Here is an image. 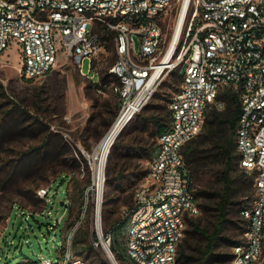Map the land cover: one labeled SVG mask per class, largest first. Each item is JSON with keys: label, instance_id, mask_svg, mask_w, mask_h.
Returning <instances> with one entry per match:
<instances>
[{"label": "built area", "instance_id": "obj_1", "mask_svg": "<svg viewBox=\"0 0 264 264\" xmlns=\"http://www.w3.org/2000/svg\"><path fill=\"white\" fill-rule=\"evenodd\" d=\"M173 5L181 31L164 62L170 43L165 45L159 18ZM106 31L114 33L116 60L109 70L120 79L113 87L123 102L121 112L136 103L134 116L170 72L180 69L183 75L169 100V129L159 137L145 179L125 210L129 264H180L178 246L187 217L199 213L182 148L202 131L212 106L225 108L221 95L228 89L237 92L241 103L235 135L240 166L255 180L254 198L242 211L248 222L245 243L235 246L233 264H264V0H0V56L15 47L21 75L29 79L45 77L62 52L87 75L83 60L105 49ZM91 184L92 243L117 264L112 234L104 231L103 222L98 226L103 195L99 202L94 179ZM38 193L47 204L48 187ZM87 208L58 258L24 257L16 264H92L73 246ZM46 211L52 213L45 205Z\"/></svg>", "mask_w": 264, "mask_h": 264}, {"label": "rangeland", "instance_id": "obj_2", "mask_svg": "<svg viewBox=\"0 0 264 264\" xmlns=\"http://www.w3.org/2000/svg\"><path fill=\"white\" fill-rule=\"evenodd\" d=\"M177 14V6L173 5L159 18V23L163 26L166 46L169 45L175 32ZM137 43L140 46L138 38ZM20 60L15 47L9 48L0 56V110H5L9 106L13 107L15 103H18L30 112L37 111L53 130L63 133L73 151L80 150L85 159L80 169L72 174L69 171L68 181L54 182L55 176L52 175L49 181L42 183L40 188H47L53 183L49 190L47 204L46 199L37 193L42 201L38 204L27 203L23 210L17 205L12 206L9 202L8 197L11 192L0 191V264H16L24 257L30 259L58 258L59 249L72 229L70 224H75L81 218L86 204L88 208L80 230L88 234L87 244L92 245V249L81 254L88 257L92 264H112L103 248H96L92 243L93 195L91 192L88 194V189L92 184H87V178L90 176L93 182L94 159L98 161L94 156L95 150L122 113L120 111L108 128L117 101L113 86L118 83V80L111 81L104 88L98 89L99 86L95 85V82L99 80L96 71L107 67L112 60L115 62V48L114 46L111 49L105 47L93 59L96 64L95 70L92 69L91 58H85L82 71L87 75L82 74L63 52L60 54L59 64L45 77L38 79H29L21 75ZM175 71L170 72L160 84L156 91L157 96L155 93L149 102L152 107L143 110L147 117L154 116L162 122H167L170 114V97L180 88L181 84L180 80L173 76ZM91 75L94 79H91ZM87 86H90L88 91ZM133 117L123 128L118 137L120 140L115 147V152L119 153L124 150L127 154L119 160L116 170L119 172L120 187H111L113 185L111 181V184L109 183L111 186L106 183L103 193V202L106 198L114 199L110 203L109 217L106 218L103 214L102 206L105 232L124 219L125 210L133 200L134 190L145 179L149 160L158 148V124L147 121L144 125L134 120ZM34 143V138L29 136L12 138L0 148V159L5 154H13L20 148H28ZM150 149L152 152H149ZM136 150L140 151V155L131 153ZM85 161H87L89 172ZM108 164L109 156L105 169ZM76 183L84 188V194L77 202L70 195ZM63 201L67 204H62ZM45 205L47 210L52 211L50 215L47 211L43 212ZM67 206L68 211L64 212ZM30 212H35L36 216L33 217ZM240 230L239 227H234V232L238 237H242ZM126 233L127 226L119 237L125 251L123 247H118L120 258L115 252L120 264H129L125 247Z\"/></svg>", "mask_w": 264, "mask_h": 264}, {"label": "trees", "instance_id": "obj_3", "mask_svg": "<svg viewBox=\"0 0 264 264\" xmlns=\"http://www.w3.org/2000/svg\"><path fill=\"white\" fill-rule=\"evenodd\" d=\"M103 39L107 49L114 46L113 32L106 31ZM113 63L114 60L110 61L107 67L96 71L99 80L95 82V85L99 86L98 89L104 88L113 80H118L117 84L120 83L119 77L109 70ZM95 66V61L92 60L93 70H95ZM173 76L181 83L183 75L180 69L173 72ZM89 87L87 86V91ZM116 96L117 101L108 128L117 118L121 106H123L121 96L117 91ZM221 98L226 102L225 108L219 110L212 106L207 113L202 131L185 143L182 148V154L192 180L193 195L199 206V213L187 217L185 235L178 246L180 264H233L235 246L245 243L248 222L243 218L242 211L251 204L254 198L255 180L254 176L248 174L240 166L236 150V128L241 116V103L238 94L233 89H228L221 95ZM151 107V104L148 103L133 119L144 125L147 121L157 123V135L160 137L169 129L170 114L167 122H162L158 117H147L143 110ZM17 136L21 138L33 137L35 143L28 148H20L13 154H5L1 157L0 191L11 192L8 197L9 202L12 206L17 205L24 210L27 203L38 204L42 201L37 196L42 183L49 181L52 175L55 176L54 182L57 180L68 181L69 171L72 174L75 170L80 169L85 158L80 150L74 152L63 133L53 130L37 111L30 112L15 103L13 107L9 106L5 110H0V148ZM119 140L120 138H117L112 145L106 169L107 185L113 181V185L109 186L116 188L120 187L119 172L116 171L118 162L127 155L124 150L119 153L115 152ZM149 152H152V149ZM131 153L140 155L138 150ZM85 162L89 172L87 161ZM90 183L92 180L88 176L87 184ZM52 185L53 183L48 187L49 190ZM80 185L76 183L70 194L76 202L84 194V188ZM113 200L106 198L103 202V214L106 218L110 216V203ZM133 201L134 193L128 208L132 206ZM30 213L33 217L36 216L35 212ZM128 224L129 219L125 216L108 231L112 234V249L118 257V247H123L125 251L119 237L123 229L126 226L128 228ZM73 225L74 223L70 224V227ZM235 226L241 229L242 237L235 234ZM87 241L88 234L82 233L79 227L73 238L76 254L89 252L92 249V245H88Z\"/></svg>", "mask_w": 264, "mask_h": 264}, {"label": "bare ground", "instance_id": "obj_4", "mask_svg": "<svg viewBox=\"0 0 264 264\" xmlns=\"http://www.w3.org/2000/svg\"><path fill=\"white\" fill-rule=\"evenodd\" d=\"M184 12H185V9L182 13V18H183ZM180 31H181V21L178 24V26L176 27L175 32L173 34V37L170 41L169 51H168V54H167L164 62L168 61V59L171 55V52L173 51V48L175 47L177 39L180 35ZM136 109H137L136 103L127 105L123 109L121 115L114 122L111 129L109 130L107 135L104 137V139L102 140L100 145L95 150L94 156L98 159V161H96V159H94L95 160V162H94V164H95L94 181H95V185L98 188L99 202L101 201L103 192H104L105 187H106V181H105L106 169L105 168H106V164L108 161V156H109L111 149H112V145L116 141V139L119 137L120 133L122 132L121 130H123V128H124V125L128 122V118L133 114V112ZM101 215H102V213H101ZM102 222H103L102 217L98 216L99 229L102 225ZM104 245H105V247H107V244H104ZM112 254L115 256L114 251H112ZM115 260L117 261V264H120V262L116 256H115Z\"/></svg>", "mask_w": 264, "mask_h": 264}, {"label": "water", "instance_id": "obj_5", "mask_svg": "<svg viewBox=\"0 0 264 264\" xmlns=\"http://www.w3.org/2000/svg\"><path fill=\"white\" fill-rule=\"evenodd\" d=\"M132 117H133V115H131V116L128 118V122L130 121V119H131ZM128 122H127V123H128ZM127 123H126V124H127ZM126 124L124 125V127L126 126ZM121 131H122V130H121ZM120 134H121V133H120ZM62 204H65V205H66L67 203H66L65 201H63ZM110 259H111V257H110ZM111 262H112V264H116V263L114 262L113 259H111Z\"/></svg>", "mask_w": 264, "mask_h": 264}, {"label": "crops", "instance_id": "obj_6", "mask_svg": "<svg viewBox=\"0 0 264 264\" xmlns=\"http://www.w3.org/2000/svg\"><path fill=\"white\" fill-rule=\"evenodd\" d=\"M155 154H156V152H155ZM155 154H154V155H155ZM154 155H153V157H154ZM153 157H152V158H153ZM152 158H151V159H152ZM151 159L149 160V162L151 161ZM148 164H149V163H148ZM67 208H68V206H67Z\"/></svg>", "mask_w": 264, "mask_h": 264}]
</instances>
